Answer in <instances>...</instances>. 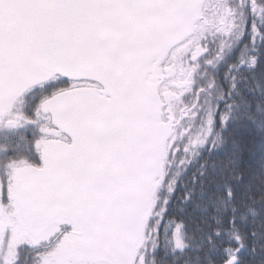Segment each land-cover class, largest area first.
<instances>
[{"label": "snow or ice", "instance_id": "6c2138e0", "mask_svg": "<svg viewBox=\"0 0 264 264\" xmlns=\"http://www.w3.org/2000/svg\"><path fill=\"white\" fill-rule=\"evenodd\" d=\"M255 136L264 0H0V264H264Z\"/></svg>", "mask_w": 264, "mask_h": 264}, {"label": "trees", "instance_id": "16d2710c", "mask_svg": "<svg viewBox=\"0 0 264 264\" xmlns=\"http://www.w3.org/2000/svg\"><path fill=\"white\" fill-rule=\"evenodd\" d=\"M246 148L244 155L246 170L250 175H259L261 166L264 165V139L258 136L246 137ZM206 188L211 191L210 184L206 185ZM204 199L206 200L207 197Z\"/></svg>", "mask_w": 264, "mask_h": 264}]
</instances>
